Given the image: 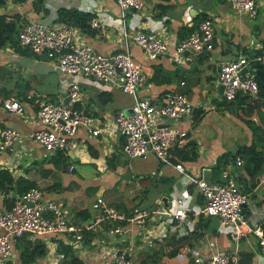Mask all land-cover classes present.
I'll list each match as a JSON object with an SVG mask.
<instances>
[{
	"label": "crops",
	"instance_id": "0c3cea01",
	"mask_svg": "<svg viewBox=\"0 0 264 264\" xmlns=\"http://www.w3.org/2000/svg\"><path fill=\"white\" fill-rule=\"evenodd\" d=\"M34 1L2 0L0 14L7 21L37 20L49 25L58 23L55 21L58 8H75L98 16L106 22L105 30L90 29L82 36L103 53L125 48L132 52L141 64L144 76L136 97L159 103L168 93L182 92L191 108L188 114L178 119H163L164 124L174 123L186 131L184 140L175 142L170 148L169 163L158 160L153 154L127 158L122 151V137L112 126L116 110H130L132 95L118 88H105L85 76L65 75L57 68L54 59L44 55L18 53L10 46L1 47L0 125L16 129L22 135V141L15 143L13 150L0 153V169L8 171L13 178L12 188L7 192L0 191V204L6 207L12 204L19 194L15 181L20 179L24 180L19 185L21 190L31 182L32 186L41 189L45 198L61 201L69 220L76 224L85 221L77 218L79 210L88 212V220L92 218L95 211L91 204L97 196L125 211L132 206L156 212L155 209L164 207L170 218L157 216L165 220L164 236L148 245H159L161 264H197L194 257L205 260L216 250L236 251L239 255L236 264H264V253L259 250L257 236L249 230L259 226L264 235V183L260 180L264 165L254 180L247 172L249 165L244 158L241 165L231 160L221 168H214L218 155L233 153L239 146L251 143L252 134L245 119L254 120L264 134L263 115L260 116L256 109L248 116L240 109L230 110L220 103L222 96L217 92L221 62L238 55L249 57L243 53L244 50H261L264 54V0H255L258 5L255 18L232 10L227 0H143L144 6L139 13L132 8L120 10L115 0H39L38 11L33 8ZM197 13L212 18L213 48L182 62L176 61L170 53L177 41L187 34L185 27L191 25ZM122 25L130 33L137 29L155 30L167 40L168 51L157 58H150L130 38L121 36L118 29ZM61 81L78 83L80 98L73 104L97 118L101 127L96 135L79 128L74 138L76 148L68 156L47 153L26 138L29 131L40 126L35 117L38 100H55L60 94ZM2 90L8 92L5 94ZM15 94L23 103L24 117L17 116L1 104V99ZM261 111L264 114V108ZM195 113L198 114L196 119L193 117ZM189 143H194L195 148H191ZM194 154L193 159L182 157ZM176 163L183 166L185 174L174 168ZM70 164L73 165L71 170ZM225 166L235 177L239 189L248 196L242 205L247 225L243 226L244 234L238 241L229 239L227 225L200 211L204 197L196 183L187 177L202 178L203 169H209V180L220 181ZM177 198L183 201L179 205L184 211L180 220L171 218L172 211L178 207ZM146 201L148 204L143 205ZM93 234L86 235L85 240ZM65 238V235H59L50 242L56 245L57 240L66 244ZM109 239L118 243L116 239ZM134 241L137 246L133 250V259L136 261L145 256L146 248H141L147 245L137 238ZM84 242L85 250L75 251V254L84 264H99L97 250ZM49 245L47 241V253L38 264H56L55 252ZM172 248L176 253L169 256ZM4 264H18L15 248L13 256Z\"/></svg>",
	"mask_w": 264,
	"mask_h": 264
},
{
	"label": "built area",
	"instance_id": "2783aa9c",
	"mask_svg": "<svg viewBox=\"0 0 264 264\" xmlns=\"http://www.w3.org/2000/svg\"><path fill=\"white\" fill-rule=\"evenodd\" d=\"M120 10L132 8L140 10L143 0H115ZM230 8L255 18L258 5L255 0H227ZM90 29L105 30L106 22L95 15L88 21ZM119 33L137 44L142 52L150 58H157L168 51V42L152 29H137L134 32L120 27ZM78 26L58 22L54 25L37 20L18 23L16 38L21 47H28L37 55L54 59L57 68L65 75L85 76L101 83L105 88H118L133 96L130 111L116 110L113 114L112 129L122 137V151L127 158L144 157L153 154L158 160L169 163L170 148L175 142H181L186 131L173 124H164L163 119H178L188 114L191 104L182 92L164 95L160 102L148 98L136 97L137 89L143 84L142 67L132 52L125 48L111 53L98 51L87 38H83ZM213 22L210 16L198 21L196 28L177 41L170 55L182 62L192 55L213 48ZM255 60L264 62V54L258 56L238 55L236 58L223 61L218 66V82L222 85V98L231 100L238 93L255 95L258 89L257 75L243 67ZM60 94L55 100L40 99L37 102L35 117L39 127L27 133L26 138L40 145L47 153H59L68 156L76 148L74 140L79 128H84L91 135L100 131L99 120L73 102L80 98L76 81H61ZM2 106L19 117H24V107L16 96L1 99ZM22 141V135L14 128L0 125V153L13 150L16 142ZM236 165H241L242 157L236 156ZM230 165V164H229ZM185 174L180 163L173 165ZM73 165H69V170ZM221 180L206 182L202 178L187 175L200 188L204 204L200 211L206 216L215 217L222 225L229 227V239L238 241L244 234L243 226L247 225L242 213V205L248 196L241 191L235 177L225 166ZM260 180L264 183V174ZM182 199L177 198L178 207L171 213V218L180 220L184 211L179 205ZM95 211L92 218L82 223L71 222L61 201L45 198L41 189L30 186L13 199L10 206L0 204V264L13 256L15 239L21 234L42 238L45 244L55 252L54 262L62 254L55 251L52 238L65 235L64 243L75 251L85 250L84 233L91 234L86 244L97 250L99 264H134L133 250L138 241L151 245L164 236L166 223L141 206H132L128 210H119L97 196L91 204ZM159 213L164 208L155 209ZM257 236V245L264 253V235L259 226L249 228ZM109 238L116 239L117 244ZM56 242V241H55ZM47 247V246H46ZM48 248V247H47ZM239 255L236 251H213L207 259L194 257L197 264H236ZM54 264V263H53Z\"/></svg>",
	"mask_w": 264,
	"mask_h": 264
},
{
	"label": "trees",
	"instance_id": "16d2710c",
	"mask_svg": "<svg viewBox=\"0 0 264 264\" xmlns=\"http://www.w3.org/2000/svg\"><path fill=\"white\" fill-rule=\"evenodd\" d=\"M2 3V0H0ZM40 1L35 0L33 2V8L38 11ZM91 15L89 12H83L77 10L75 8H58L56 10V18L57 22H65L75 26H78L82 31H89L88 21ZM206 17L204 13H197L195 17H193V21L190 23L191 25L186 29V33L188 34L190 31L196 28L198 21ZM18 28V23L16 19L6 20L3 15L0 14V48L5 46H10L18 53H32L34 54L28 47H21L18 44L16 38V30ZM243 53L248 54L249 56H258L261 55V50H250L243 51ZM36 55V54H34ZM40 56V55H36ZM258 89L255 95L251 96L248 94L238 93L234 99H231L228 103L227 99L221 98L220 103L226 108L230 110H238L248 116L249 112L256 109L260 116H264L261 109L264 108V88L260 84V80L257 77ZM4 89V88H2ZM3 93H7L8 91L2 90ZM17 94H15L16 96ZM194 119L198 117V114L195 113L193 115ZM246 125L249 127L252 140L249 145H242L237 148L233 153L231 152H223L217 156L215 159V167L216 169L223 167L225 163L235 159L236 156L242 157L246 160V164L249 165L247 167V172L249 176L254 180L257 174L263 171L264 165V134L262 128L255 123L252 119H245L244 121ZM194 144V143H193ZM189 143L191 148H195V145ZM188 146V147H189ZM192 149V150H193ZM195 156H182L186 159H193ZM261 171V172H260ZM13 178L11 174L4 170L0 169V191L7 192L8 189L12 188ZM17 193H20L22 190L32 186L31 182L26 185L22 190L20 189L21 184L24 183V180L17 179L16 181ZM76 216L79 220H86L89 217V214L85 210H79L76 212ZM211 218L212 216H207ZM88 233H84V237L86 238ZM84 238V243H88ZM14 248L17 251L18 256V264H38V261L43 259L47 253V247L42 238L31 236L28 233L21 234L16 238L14 243ZM146 248V254L139 260L134 261V264H161L159 262V255L161 253V248L159 245L155 246H144L141 249ZM144 250V251H145ZM56 252L62 254V256L57 259L56 264H84L83 261L75 254L74 250L66 244H63L62 241L56 240ZM175 248L170 250L169 256L175 255Z\"/></svg>",
	"mask_w": 264,
	"mask_h": 264
},
{
	"label": "water",
	"instance_id": "95a60500",
	"mask_svg": "<svg viewBox=\"0 0 264 264\" xmlns=\"http://www.w3.org/2000/svg\"><path fill=\"white\" fill-rule=\"evenodd\" d=\"M247 69H250L252 71H254L257 75V77L260 80V84L261 86L264 88V62L255 60L253 62V65H247L246 67H243L240 71L241 74H243ZM217 92L219 95L222 94V85L218 84L217 86ZM228 103L230 102V100H227ZM130 110H127V112H129ZM209 176H210V170L209 169H203L202 171V178L206 181L209 182ZM259 178H256V180H258ZM165 199V197L163 198Z\"/></svg>",
	"mask_w": 264,
	"mask_h": 264
},
{
	"label": "rangeland",
	"instance_id": "374dc122",
	"mask_svg": "<svg viewBox=\"0 0 264 264\" xmlns=\"http://www.w3.org/2000/svg\"><path fill=\"white\" fill-rule=\"evenodd\" d=\"M136 11L139 13L140 10H136ZM16 143H18V142H16ZM43 150H44V149H43ZM44 151H45V150H44ZM147 204H148L147 201H146V202H143V205H147ZM163 208H164V207H163ZM153 215H154L155 217L161 215L164 219L170 218L166 212H163V213H161V214H159V213H157V212H154ZM45 264H48V263L45 262Z\"/></svg>",
	"mask_w": 264,
	"mask_h": 264
}]
</instances>
